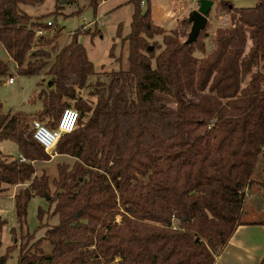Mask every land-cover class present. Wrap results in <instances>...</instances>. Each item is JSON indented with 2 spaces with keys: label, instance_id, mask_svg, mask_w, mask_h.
<instances>
[{
  "label": "trees",
  "instance_id": "1",
  "mask_svg": "<svg viewBox=\"0 0 264 264\" xmlns=\"http://www.w3.org/2000/svg\"><path fill=\"white\" fill-rule=\"evenodd\" d=\"M44 1L0 0L2 47L19 74L43 77L33 97L41 109L0 115V139L13 138L26 159L0 157V187L24 185L13 196L20 226L35 196L59 219L37 240L26 236L18 264H214L243 224L264 154V0L250 8L218 0L231 26L200 61L206 47L202 33L186 41L190 22L164 31L152 24L149 0H131L129 66L98 81L94 105L83 94L97 71L78 35L48 51L36 31L53 23L21 8ZM89 1L97 11L105 0ZM0 76L14 77L1 59ZM69 107L80 117L56 153L71 161L38 175L32 162L50 155L32 122L53 128Z\"/></svg>",
  "mask_w": 264,
  "mask_h": 264
},
{
  "label": "rangeland",
  "instance_id": "2",
  "mask_svg": "<svg viewBox=\"0 0 264 264\" xmlns=\"http://www.w3.org/2000/svg\"><path fill=\"white\" fill-rule=\"evenodd\" d=\"M130 1L107 0L105 4L99 6L97 11L90 5L89 0H45L40 5H21L22 10L33 18L42 17L43 21L53 23L51 28L43 31L46 39L49 40L45 45L48 51L52 52L54 47L59 46L60 48L66 45L74 34L78 35L79 41L87 50L88 57L92 60L97 71L95 75L90 76L88 86L83 94V98L93 105L97 101L98 81L107 84L108 73L111 70L129 66L128 42L124 37L130 33L133 19L134 6ZM216 17L218 16L216 15ZM208 26L202 32L205 47L210 43L208 35L212 36L216 32L215 28H208ZM154 39L162 41V36L157 35ZM209 50L207 48L204 52L208 53ZM208 54L197 57V60L200 61L199 58ZM0 59L8 62L9 68L14 74V82L10 84H8V77L0 76V115L18 111L34 113L41 109V101L37 98L33 101V97L39 92L38 82L42 81L43 77L19 74L13 60L1 43ZM56 148L46 151L50 155L49 160L32 162L37 167L38 175L44 168H49L51 172L57 162L70 160L65 156H59L56 153ZM19 155V148L13 138L0 139V157L12 160ZM23 187L24 185L20 184L8 188V190L4 189L5 185L0 187V222L4 223L0 233V255H4L8 249H12L10 257L3 264H18L20 247L24 244L26 236L33 233L32 241H35L44 236L47 224L53 225L59 221L58 216H53L54 204H50L46 197L35 196L29 202L25 223L20 226L13 196ZM40 211H43L41 219ZM43 246L45 251L50 249L49 244Z\"/></svg>",
  "mask_w": 264,
  "mask_h": 264
},
{
  "label": "crops",
  "instance_id": "3",
  "mask_svg": "<svg viewBox=\"0 0 264 264\" xmlns=\"http://www.w3.org/2000/svg\"><path fill=\"white\" fill-rule=\"evenodd\" d=\"M198 1L149 0L152 24L162 28L164 31L186 28L189 24L188 22H190L189 14L192 10L198 8ZM227 1L232 2L233 5L239 8H250L258 2V0ZM106 2L107 0L101 2L100 5ZM220 9L218 0H213L207 26L209 25L208 28H215L216 32L212 36L208 35L210 43L208 46L206 44V49H210V53L215 47L214 42L218 36V32L221 29L231 26V14ZM178 11L180 13L176 14ZM208 53L204 52L203 54ZM254 179L255 182L248 189V196L244 204L245 208L242 215L243 224L239 225L230 237L224 249L217 255L214 264H264V154L260 156L257 163L254 171Z\"/></svg>",
  "mask_w": 264,
  "mask_h": 264
},
{
  "label": "built area",
  "instance_id": "4",
  "mask_svg": "<svg viewBox=\"0 0 264 264\" xmlns=\"http://www.w3.org/2000/svg\"><path fill=\"white\" fill-rule=\"evenodd\" d=\"M146 1L144 0L143 3ZM51 24L52 22H49V25ZM41 34H43L42 29L36 31L37 36H41ZM13 81L14 78L10 77L8 83L10 84ZM79 117L80 114L76 107H69L63 110L57 125L53 128L39 120H34L32 122L34 138L42 147H45L46 151L53 150L64 134L72 133L76 129ZM17 158L20 162H26L21 154Z\"/></svg>",
  "mask_w": 264,
  "mask_h": 264
},
{
  "label": "water",
  "instance_id": "5",
  "mask_svg": "<svg viewBox=\"0 0 264 264\" xmlns=\"http://www.w3.org/2000/svg\"><path fill=\"white\" fill-rule=\"evenodd\" d=\"M213 5V0H199L198 8L194 9L189 14V21L191 23L190 32L186 39L188 43H192L198 39L202 30L206 28L209 21V12ZM153 50L152 46L149 47Z\"/></svg>",
  "mask_w": 264,
  "mask_h": 264
}]
</instances>
